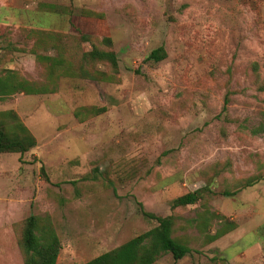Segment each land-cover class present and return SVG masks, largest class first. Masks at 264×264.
<instances>
[{"label":"rangeland","instance_id":"obj_1","mask_svg":"<svg viewBox=\"0 0 264 264\" xmlns=\"http://www.w3.org/2000/svg\"><path fill=\"white\" fill-rule=\"evenodd\" d=\"M94 44L118 53L108 79L60 69L51 90L0 99L37 138L0 153V264H24L31 213L53 222L57 264H82L156 226L142 208L174 215L190 247L153 264H264V0H0V73L50 83L36 54L76 61ZM90 105L106 110L75 116Z\"/></svg>","mask_w":264,"mask_h":264},{"label":"trees","instance_id":"obj_2","mask_svg":"<svg viewBox=\"0 0 264 264\" xmlns=\"http://www.w3.org/2000/svg\"><path fill=\"white\" fill-rule=\"evenodd\" d=\"M84 14V13H83ZM87 16H97L96 12L86 10ZM97 14V15H96ZM109 46L112 39H103ZM36 51H34L35 53ZM167 57L164 46L153 49L147 60L159 62ZM37 60L49 59V76L51 82L37 84L22 76L13 68H5L0 73V99L24 92L26 94H40L51 90V83L56 71L73 74L83 78H94L98 81L108 79V76L99 70L100 65H109L114 70L119 68V56L113 49L92 47L79 57L78 60L65 56L48 57L36 54ZM106 107L82 106L74 111L76 117H87L100 114ZM264 129V124L253 129L258 132ZM37 144V138L14 109L0 110V153H21L31 150ZM261 176L249 180L247 185H252ZM252 179V178H251ZM205 189L197 188L184 193L171 200L172 207L187 206L196 203L203 197ZM226 195H234L235 191H225ZM142 214L150 219H155L157 225L142 232L126 242L114 247L82 264H153L163 253H171L175 261L183 258L189 251L188 244L174 235L175 216H161L142 208ZM21 236L19 245L24 255V264H57L58 256L62 250V241L50 217H41L31 213L20 223ZM235 225L232 223L231 227ZM175 264V262H174Z\"/></svg>","mask_w":264,"mask_h":264}]
</instances>
